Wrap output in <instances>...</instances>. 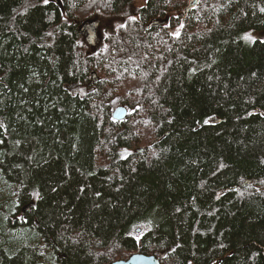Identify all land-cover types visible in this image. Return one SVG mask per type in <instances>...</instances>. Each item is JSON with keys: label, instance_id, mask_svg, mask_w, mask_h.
I'll return each instance as SVG.
<instances>
[{"label": "trees", "instance_id": "trees-1", "mask_svg": "<svg viewBox=\"0 0 264 264\" xmlns=\"http://www.w3.org/2000/svg\"><path fill=\"white\" fill-rule=\"evenodd\" d=\"M189 1L0 0V264H264V0Z\"/></svg>", "mask_w": 264, "mask_h": 264}, {"label": "rangeland", "instance_id": "rangeland-1", "mask_svg": "<svg viewBox=\"0 0 264 264\" xmlns=\"http://www.w3.org/2000/svg\"><path fill=\"white\" fill-rule=\"evenodd\" d=\"M102 19H105V20L102 21V25L99 27V30L100 29L101 30H103V29L105 30L106 29L110 33H114L115 30L117 29V27L119 26V24H121L123 22L120 18L113 19V18H104L103 17ZM176 30H174V32L172 33V35H176L178 33V31L176 32ZM247 35L251 37V39H249V40H253L254 38H258V37H263V35H257V34H252V33H249ZM152 43H153V40H152ZM100 46H101L100 44H97V45H92L89 48H87V47L85 48L84 46L83 47L85 48L84 51L86 52V54H89L90 52H93L95 49L99 48ZM143 52H145V51L143 50ZM100 61H101V59H100ZM102 66L103 65L101 64V62H99V67L96 68V66H95L94 67V71H97L99 68H102ZM90 71H92V70H90ZM90 71L89 72L87 71L88 73H86L87 74V78L85 79V82L86 83H79V84H73V85H71V87L73 89L70 88V90H71V92L73 94H78L82 98V97L86 96L89 93L88 92V89L91 87V86L90 87L88 86V85H90L89 82H88V80H90V77H89ZM111 72L112 71H108V70L107 71H104L103 70V73L102 74H98L96 72L97 75H98V77H100L102 79V81L104 82L102 85L108 86V84L110 82V79H111V77L108 76V75H111ZM116 106H117V103L114 102V104H113V106L111 108L112 109V114H113V111L116 108ZM28 207H29V205H26V206L22 207V209L23 210H26ZM162 251H164V250H162Z\"/></svg>", "mask_w": 264, "mask_h": 264}, {"label": "water", "instance_id": "water-1", "mask_svg": "<svg viewBox=\"0 0 264 264\" xmlns=\"http://www.w3.org/2000/svg\"><path fill=\"white\" fill-rule=\"evenodd\" d=\"M198 0L193 3L195 5ZM191 5L189 4L185 10L183 11V15L185 12H187L190 9ZM165 21L161 19H152L149 21V23L146 25V28H149L150 26H159L162 25ZM83 22L82 24H84ZM91 76H94V73H91ZM125 109L123 107L117 108L116 111L113 113V117L116 119H122L125 117ZM170 250H164L162 252H157V256L159 258H163L167 253H169ZM110 264H159L158 258H156L154 255H143L140 253L134 254L130 256L126 260H117Z\"/></svg>", "mask_w": 264, "mask_h": 264}, {"label": "flooded vegetation", "instance_id": "flooded-vegetation-1", "mask_svg": "<svg viewBox=\"0 0 264 264\" xmlns=\"http://www.w3.org/2000/svg\"><path fill=\"white\" fill-rule=\"evenodd\" d=\"M103 17L104 18H113V19L119 18L118 15L101 16V15H97V14L88 18L85 25L80 28L85 33L84 34L83 31L81 30L82 31L81 36L83 37L87 47H90L92 45L101 44V42L103 41L104 33L108 32V31L104 32L101 29L99 30V27L102 25V21L105 20V19H102ZM102 32H103V34H102Z\"/></svg>", "mask_w": 264, "mask_h": 264}, {"label": "snow or ice", "instance_id": "snow-or-ice-1", "mask_svg": "<svg viewBox=\"0 0 264 264\" xmlns=\"http://www.w3.org/2000/svg\"><path fill=\"white\" fill-rule=\"evenodd\" d=\"M48 2H49V0H44V3H45V4H47ZM244 39H245V40H248V39H251V37L248 36V35H245ZM205 123H207V121H205Z\"/></svg>", "mask_w": 264, "mask_h": 264}, {"label": "bare ground", "instance_id": "bare-ground-1", "mask_svg": "<svg viewBox=\"0 0 264 264\" xmlns=\"http://www.w3.org/2000/svg\"><path fill=\"white\" fill-rule=\"evenodd\" d=\"M146 25H147V24H146ZM146 25H145V28H146ZM115 109H116V108H115ZM115 109H114V111H115ZM114 111H113V112H114ZM111 114H112V113H111ZM134 254H137V253H134ZM134 254H131L130 256H132V255H134ZM143 255H144V254H143ZM130 256H129V257H130ZM129 257H127L126 259H128ZM126 259H121V260H126Z\"/></svg>", "mask_w": 264, "mask_h": 264}]
</instances>
